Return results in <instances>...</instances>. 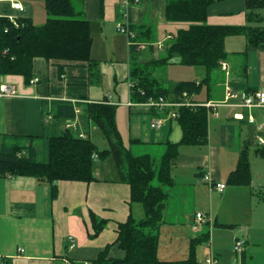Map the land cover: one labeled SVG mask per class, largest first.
Masks as SVG:
<instances>
[{
    "label": "crops",
    "instance_id": "obj_1",
    "mask_svg": "<svg viewBox=\"0 0 264 264\" xmlns=\"http://www.w3.org/2000/svg\"><path fill=\"white\" fill-rule=\"evenodd\" d=\"M12 1L14 0H0L1 14L17 17L24 15L38 24L35 21L39 16L37 7L40 9V3L43 2L45 8L44 0H19L25 7L23 12L14 9ZM102 3L103 15H101ZM122 4L123 0H85V15L91 21L94 44V22L101 23L99 24L101 31L105 41H108L109 22L115 24L121 18L124 23L133 28L145 25L152 29V25L145 23L147 14H150L152 19L157 17L156 20L161 24L158 45L153 48L154 53L151 59L156 60L161 57L157 50H164L165 43L176 35L180 28L189 26V22L166 20V0L133 1L129 5L126 16L122 12ZM43 9L41 8V11H44ZM260 12L262 15L260 24L264 27V8ZM207 23L233 26L248 24L246 1L221 0L213 3L208 9ZM152 34L153 29L147 35L145 33V37L150 38ZM137 40L140 41V39ZM141 42L145 41L141 40ZM160 43H163V47H160ZM225 47L231 54L225 61L228 69H223L221 66L214 73L215 78L211 83L203 81L199 95L183 97L185 100L202 102V104L213 102L216 105L209 106L208 144L180 145V153L173 165V168L185 166L186 169L191 170L189 177H180V170L174 172L173 169L175 184L169 190V198L164 209L168 213L167 217L164 216L163 223L170 224L169 227L174 231H182L177 226L178 222L183 224L186 222L193 228L194 214L191 211L195 210L194 193L198 188H202L197 183V178L210 174L215 183L226 181L228 187L230 184L227 181L228 176L237 166L239 153L245 141L260 143V138L264 139L260 137L264 134V107L249 108L243 105L246 96L264 90V46L249 47L247 37L244 34H237L226 38ZM116 50L118 51V48ZM110 51L112 56L116 54L115 51ZM92 56L99 62L95 66L74 64L64 67H59L57 63L50 64L43 57H37L34 60V72L38 81L30 84L26 83L23 75H5L4 80L14 84L17 93L0 98V144L3 134L20 136L25 140L32 136L39 152L43 148H46L47 152L49 136L67 129L69 123L74 124L71 127L73 130L87 136L84 131L88 130L92 123L83 120L78 107L75 119H59L55 115L56 105L59 102L76 103L79 100H107L115 104L118 128L124 141L127 140L130 143V147L137 155L150 154L161 158L166 152L168 142L181 140L183 131L177 119H168L161 125H156L153 117L160 113L144 101L133 98L130 54L126 61L97 58L93 50ZM139 61L150 60L139 59ZM173 63L180 62L175 61L169 65ZM245 64L247 68L244 70ZM155 65L167 64L153 66ZM196 71L198 75L194 79L189 77L178 81L200 83L205 77V70L198 67ZM156 76L162 82L166 78L159 74ZM178 81L176 80L173 86ZM163 84L165 85L164 82ZM229 90L232 96L228 95ZM175 97L176 94L172 93L169 98ZM245 124L248 125L251 135L243 142V138L242 141L240 140L242 136L238 134V130L240 129L242 133ZM260 144L263 146L256 143V148L264 147V144ZM112 161L109 159L106 161L109 165L94 167L96 179L93 181L59 180L56 197H53L51 184L35 176L0 175V264L89 263L102 249L116 241L119 223L127 221L131 215L136 219L142 218L145 215L144 207L140 205V202L132 201L131 186L119 180ZM227 187V190H218L221 203L214 212L215 216L212 210L205 212L214 217L211 234L209 235V224L200 228L198 232H202L201 236L197 237L192 233L190 243L195 238L205 236L210 243V255L200 256L198 264H203L212 256L216 259V264H264V212L261 213L260 209L256 210L251 204L248 214L253 217L255 215L256 221L252 222L248 217L246 222L228 221L227 217L222 215L224 213L222 204L231 197L235 189L233 190L231 184L229 188ZM253 194L260 199L259 201L264 202V184ZM261 205L259 203L254 207ZM92 213L108 221L105 229L95 237L90 236L94 233ZM259 214L261 216H258ZM162 225L161 230L162 227L164 228ZM216 225L220 227L216 228ZM161 230L160 235H162ZM187 231L189 232L188 226ZM188 234L181 235V240L186 242L189 238ZM70 237L75 242L73 247L70 246ZM241 238L245 239L246 244L244 250L239 253L234 251L233 247L236 240ZM110 255L122 258L124 251L115 245L110 250ZM158 255L162 260L167 261L184 260L189 256L188 249H184V244L178 243L164 247L161 238Z\"/></svg>",
    "mask_w": 264,
    "mask_h": 264
},
{
    "label": "trees",
    "instance_id": "obj_2",
    "mask_svg": "<svg viewBox=\"0 0 264 264\" xmlns=\"http://www.w3.org/2000/svg\"><path fill=\"white\" fill-rule=\"evenodd\" d=\"M219 1L221 0H166V20L189 22V26L180 28L177 34L165 43L164 55L156 60L141 62L135 54L141 52L140 45H145L141 40L147 41L149 38L145 37V33L147 35L152 29L145 25L133 28L128 24L134 32L136 31L133 40L135 43L128 42L130 75L135 84L132 87V95L135 100L145 102L149 97L169 98L170 94L175 93L176 97L173 99L182 101L184 92L188 95L199 92L203 81L211 83L215 78L214 73L221 68V63L229 59L231 54L226 50L225 41L230 35L244 34L249 47L264 46V27L260 24V10L264 8V0H245L249 23L242 26L207 23L210 5ZM81 2L84 4L85 0ZM44 3L48 17L41 25L24 15L17 17V24L9 16L0 17V72L4 76L23 75L26 83L30 84L36 77L34 60L37 57H43L50 64L57 63L59 67L74 64L95 66L99 63L92 56L94 37L91 21L84 17V11L77 8L74 0H44ZM103 13L102 3L101 15ZM175 61L203 68L204 79L200 83L180 81L169 87L150 69L154 64H169ZM246 68L245 64L243 69ZM139 88L145 90L144 95ZM196 103L177 108V120L183 131L182 138L179 142H168L166 152L157 165L156 157L150 154L137 155L125 144L117 125L115 104L107 100L59 102L55 110L59 119H75L78 107L83 120L104 132L109 148L101 151L88 136H81L80 132L67 128L49 136L47 158L42 160L39 159L40 152L34 144V137L30 136L25 140L20 136L3 134L0 144V175L35 176L50 183L53 187V197H56L59 180L90 182L96 179L94 154L112 158L119 180L130 184L131 199L143 204L145 215L140 220L131 215L127 221L119 223L116 241L102 249L89 264L194 263L196 243L198 240L207 239L206 236L192 240L189 256L184 260H162L158 250L161 225L164 222L163 212L169 198V190L175 184L173 165L180 153V145H206L209 142L210 108L202 102ZM245 142L239 153L237 166L228 176L227 181L230 184L251 183V142ZM256 151L264 156V147H257ZM155 178L159 184H153ZM91 217L94 233L90 236L95 237L105 229L108 221L94 213ZM115 245L124 251L122 258L110 255V250Z\"/></svg>",
    "mask_w": 264,
    "mask_h": 264
},
{
    "label": "rangeland",
    "instance_id": "obj_3",
    "mask_svg": "<svg viewBox=\"0 0 264 264\" xmlns=\"http://www.w3.org/2000/svg\"><path fill=\"white\" fill-rule=\"evenodd\" d=\"M74 2H75V5L77 6L78 9H81L84 11V17L88 18V16L85 15L86 12L84 9V4L81 2V0H74ZM40 4H41V8L43 9L44 8L43 2H41ZM41 8L39 9L37 7V11H38L37 15L39 14V16H38V18L36 17L35 21L38 24H40V23L43 24L48 17L45 8L43 9L44 11H41ZM156 18L152 19L150 14H147V17L145 18V23L152 25L153 34L147 41H145V47L141 50V52L135 53L136 56H139V59L142 61L151 60L153 57V53H154L153 48L156 45H158V40H159L158 33H160L159 28L161 27V24L158 20H156ZM101 22H103V20ZM118 22L124 23L123 19H121V18L119 19ZM109 23H110V25H109ZM109 23L107 26L109 38H108V41H105V37H104V35L101 31V28H100L101 25H99L101 23L94 22V27H93L94 30L93 31H94V35H95V44H94L93 54L97 58L105 59L108 61H110L111 59H114V60L118 59V60L126 61V60H128V56H129V54H128V50H129L128 49L129 48V46H128V33H125V32L118 30V24L119 23L118 24L117 23L113 24L112 22H109ZM114 48H116V49L118 48V51ZM110 50L115 51L114 53H116V54L114 56H112L113 54L111 53ZM157 53L159 54V56H162V55H164L165 50L158 49ZM133 62L134 61H132V63ZM133 66L135 67L136 64H134ZM153 68H154V70H153ZM197 68H198L197 66L184 65V64H180V63L179 64L173 63L172 65L167 64V65H163V66H156V65L151 66L150 69L153 72H155L156 74H159L161 76H166V78L163 81L166 86H173V84L176 82V80L178 81V80L186 79L189 77H192L194 79L198 75V72L196 71ZM168 78L169 79L173 78V79H171V81H170ZM196 94L199 95V92H196ZM84 133H86V135L94 143L97 144L99 150L103 151V150L109 148L108 139L105 136L104 132L99 127L92 124L88 130L84 131ZM238 134L242 136L240 140L242 141V138H243V142L246 138H249L251 135V132L248 128V125L247 124L244 125L242 133H240V129H239ZM260 137L264 138V134H262V136H260ZM260 137H258V139ZM125 142H126L125 144L127 146H130V143L127 140ZM256 143L258 145H261L259 142H256ZM256 143L251 142V145H250V159H251L252 173H253L252 183L249 185L231 184V186L233 187V190L235 189V191L231 195V197H228L226 202L222 204L223 205V211L225 213V214L223 213L222 215H225V217H227L226 219H228V221H235V222L236 221H240V222L244 221V222H246V217L250 218V220H252V222L256 221L255 215L253 217V216H250L248 214V208L251 206V204L253 205L252 207L255 208L256 210L260 209L261 213L264 212V202L259 201L260 199H258V197L253 194L254 191L259 189L260 186L262 184H264V156L259 155L255 152V148L257 146V145H255ZM261 146H263V145H261ZM136 148H137V146H136ZM46 158H47L46 148L45 149L43 148L39 154V159L44 160ZM109 159L112 160V158H103V157L98 156L93 161L94 167L95 166H105L106 164L109 165V163L106 162ZM159 161H160V158L157 157V165L159 164ZM173 169H174V172H177V170H180V173H181L180 177H183V176L189 177L191 175V170L186 169L185 166L174 167ZM101 172H102V170H101ZM197 183L200 186H202V188H198L197 190H195V193H194V196H195L194 209L195 210H194V212H193V210L191 211V213L194 214V220H195V215H196L197 211L209 212L210 210H212L213 215L215 216L214 212H215V210H217L219 208L220 203H221L220 202V192L217 189L211 188V186L208 183L202 182L200 180V176L197 178ZM225 183H226V181H225ZM153 184H155V185L159 184L157 178H155V180L153 181ZM229 186H230V184L228 185L227 188H229ZM258 192H256V193H258ZM185 200L188 201L187 197H185ZM259 203L262 205L254 207V205H257ZM140 205L143 207V204L141 202H140ZM163 213H164V216L167 217L168 211L164 210ZM226 214H227V216H226ZM258 216H261V215L259 214ZM142 218L138 217L137 220H140ZM194 220H193V222H194ZM178 223H177L178 224L177 226L182 231H174L171 227H169L170 224L166 223L168 225H165V223H163L162 226H164L165 229L162 227V230H161L162 235H160L161 242H162L164 247H166V246L169 247V246H172L173 244L182 243V244H184V249H188V255H189L191 247H192V243H190L192 233L194 236L198 237V236H201L202 232H198L197 235H195L196 232L193 231V228H191V225L189 226L186 222H184L185 224L180 223V222H178ZM187 226L189 227V232L187 231ZM215 227L219 228L220 226L216 225ZM206 230H208L207 227H206ZM206 230H205V232H206ZM228 230H232V228L231 229L228 228ZM187 233H189L188 234L189 238H188V240L186 239V242L188 241V243L184 242V240H181V238H182L181 235H183V234L187 235ZM209 244L210 243H209L208 239L197 241L196 247H195L196 262L191 263V264H198V262L200 261L199 260L200 256L205 257V255H207V256L210 255L211 251H210V245ZM186 246H187V248H186ZM233 249H234V251H236L234 247H233Z\"/></svg>",
    "mask_w": 264,
    "mask_h": 264
},
{
    "label": "built area",
    "instance_id": "obj_4",
    "mask_svg": "<svg viewBox=\"0 0 264 264\" xmlns=\"http://www.w3.org/2000/svg\"><path fill=\"white\" fill-rule=\"evenodd\" d=\"M138 2L139 0H123V4L121 5V9L122 12L124 14V16L127 15V10L129 8V5L131 4V2ZM12 7L16 10H19L21 12H23L25 10V7L23 5V3L19 0H14L12 1ZM2 16H9L11 20H13V22L15 24H17L16 19L17 16L14 15H3L0 13V17ZM118 30L128 33V42L133 44L135 43L134 37H135V32L129 27V25L127 23H119L118 24ZM163 43L160 44V47H162ZM145 47L144 44L140 45V48ZM222 67L223 69H228V64L227 62L223 61L222 63ZM38 81L37 78L32 79L31 82H36ZM134 82L131 83V87H134ZM139 90L141 91V93L144 95L145 94V90L142 88H139ZM17 93V88L14 84L12 83H8L4 80V75L1 74L0 72V98L2 97H6V96H13ZM228 95L232 96V93L230 92V90L228 91ZM183 96H188L187 92L183 93ZM146 104H148L151 108H153L154 110H156L158 113H160L157 116L153 117V122L156 125H161L163 122H166L168 119H177L179 116V113L177 112V108H179L182 105H196L197 103L192 101V100H173L170 98H166L164 96H160L158 98L156 97H149L147 101H145ZM204 105L206 106H215L216 104L213 102L207 103ZM244 106L252 108V107H264V90H259L257 92H254L252 94H249L248 96H246L245 101L243 103ZM74 124H68L67 128H71ZM81 136H84V134L81 133ZM260 143L264 144V139L260 138ZM94 158H97V154H94L93 156ZM200 180L202 182L208 183L211 188L217 189L219 191H224L227 187L226 183H222V182H218L215 183L213 178L211 177L210 174H204L203 176H201ZM205 224H209L210 225V231H209V235L212 232V228L214 227V218L212 216V214L209 213H205V212H197L196 216H195V221L192 224L193 230L198 232L200 231V228L205 225ZM70 241L71 244L70 246L73 247L75 245L74 239L72 237H70ZM245 239H237L235 244H234V248L237 252H242L244 250V246H245ZM216 259L212 256L210 258H208L203 264H216ZM84 264H89L88 262H84Z\"/></svg>",
    "mask_w": 264,
    "mask_h": 264
}]
</instances>
